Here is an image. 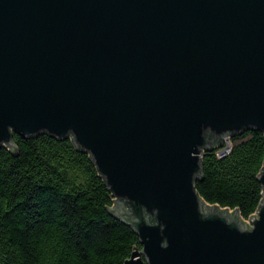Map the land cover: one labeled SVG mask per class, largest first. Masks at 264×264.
Returning a JSON list of instances; mask_svg holds the SVG:
<instances>
[{"label": "water", "instance_id": "1", "mask_svg": "<svg viewBox=\"0 0 264 264\" xmlns=\"http://www.w3.org/2000/svg\"><path fill=\"white\" fill-rule=\"evenodd\" d=\"M264 134V0H0V146L71 137L138 236L124 264H264L247 222L195 189L201 157Z\"/></svg>", "mask_w": 264, "mask_h": 264}, {"label": "trees", "instance_id": "2", "mask_svg": "<svg viewBox=\"0 0 264 264\" xmlns=\"http://www.w3.org/2000/svg\"><path fill=\"white\" fill-rule=\"evenodd\" d=\"M0 146V264H124L135 247L132 228L109 211L114 196L89 153L71 137L13 134ZM201 157L195 189L208 204L237 208L247 220L262 199L257 175L264 134L247 129Z\"/></svg>", "mask_w": 264, "mask_h": 264}, {"label": "built area", "instance_id": "3", "mask_svg": "<svg viewBox=\"0 0 264 264\" xmlns=\"http://www.w3.org/2000/svg\"><path fill=\"white\" fill-rule=\"evenodd\" d=\"M229 139L225 140L226 146L219 151V155L225 154L229 150Z\"/></svg>", "mask_w": 264, "mask_h": 264}, {"label": "rangeland", "instance_id": "4", "mask_svg": "<svg viewBox=\"0 0 264 264\" xmlns=\"http://www.w3.org/2000/svg\"><path fill=\"white\" fill-rule=\"evenodd\" d=\"M231 210V209H230ZM247 222V220H245Z\"/></svg>", "mask_w": 264, "mask_h": 264}]
</instances>
